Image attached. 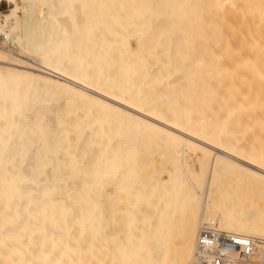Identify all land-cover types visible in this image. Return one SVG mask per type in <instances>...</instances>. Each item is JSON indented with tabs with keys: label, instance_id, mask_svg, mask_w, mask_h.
<instances>
[{
	"label": "bare ground",
	"instance_id": "bare-ground-1",
	"mask_svg": "<svg viewBox=\"0 0 264 264\" xmlns=\"http://www.w3.org/2000/svg\"><path fill=\"white\" fill-rule=\"evenodd\" d=\"M7 2L0 264H192L206 220L264 251V0Z\"/></svg>",
	"mask_w": 264,
	"mask_h": 264
},
{
	"label": "built area",
	"instance_id": "built-area-1",
	"mask_svg": "<svg viewBox=\"0 0 264 264\" xmlns=\"http://www.w3.org/2000/svg\"><path fill=\"white\" fill-rule=\"evenodd\" d=\"M0 41L14 50L5 35L0 34ZM192 264H264V251L257 238L222 230L216 221L206 220L199 229Z\"/></svg>",
	"mask_w": 264,
	"mask_h": 264
},
{
	"label": "rangeland",
	"instance_id": "rangeland-1",
	"mask_svg": "<svg viewBox=\"0 0 264 264\" xmlns=\"http://www.w3.org/2000/svg\"><path fill=\"white\" fill-rule=\"evenodd\" d=\"M9 10V3L7 0L0 1V14H4Z\"/></svg>",
	"mask_w": 264,
	"mask_h": 264
}]
</instances>
